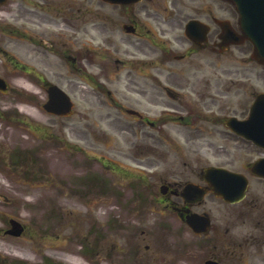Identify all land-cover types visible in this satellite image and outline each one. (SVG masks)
Returning a JSON list of instances; mask_svg holds the SVG:
<instances>
[{
	"label": "rangeland",
	"instance_id": "374dc122",
	"mask_svg": "<svg viewBox=\"0 0 264 264\" xmlns=\"http://www.w3.org/2000/svg\"><path fill=\"white\" fill-rule=\"evenodd\" d=\"M57 1H46L45 8L50 6L51 9L48 17H55L54 7L62 6L58 17L73 19L78 31L70 29L62 34L44 31L40 35L38 31L40 34L35 33L36 25L31 30V20L36 21L39 15L34 16L30 9L37 12L38 5L34 3L44 4L43 0H7L0 4V8L8 9L7 19L0 21V78L9 86L7 91H0V184L8 187V190L0 188V244H3L0 246V258H5L7 264H72L69 259L78 260V264H112L116 262L112 259L118 258V255L112 256L116 254L114 243H120V247L128 252L131 245L135 246L131 243V235L141 237L145 226H155L161 220V215L152 213L147 205L146 212L140 209V204L144 203L139 201V194H124V191L136 190L138 186L131 183V188L128 181L120 182L122 178L117 169L115 172L111 170L112 162L134 177L144 178V192L151 201L159 197L161 179H191L194 169L210 163L207 158L211 162L238 167L241 151L235 148L236 144L229 137L227 154L217 159L211 151L218 141L209 143L207 132L197 134L196 131L190 143L186 141L187 129L175 124L165 126L166 141L157 138L159 136L153 129H147L145 135L139 123H134L127 115L125 108L142 110L151 118L158 117L165 108L173 109L167 104H179L158 88L156 78L176 90L182 91L181 87H184L188 93L195 84L182 83V79L179 81L177 77L181 74L178 72L138 68L136 61L142 55L126 39L128 36L119 31L116 33V45L112 46V13L121 15L122 11L98 0H78L76 4L70 0L65 3ZM63 4H68L69 8ZM91 25L95 27L93 34L80 31ZM50 41L55 52L49 48ZM26 48L31 50L32 56L37 55L41 59L40 63L23 55L20 50ZM171 63L181 68V63ZM236 66L241 68L244 76L253 77L245 80L242 91L244 102L246 98L248 102L249 99L252 101L250 92L253 88L264 90V69L247 62ZM29 69L36 71L29 72ZM215 72L212 69L213 76ZM196 73H199L196 76L199 80L210 76L206 69L203 72L196 70ZM36 74L42 77L43 82L34 78ZM46 81L60 86L71 96L75 105L72 116L59 118L43 108L48 99ZM142 89H146L148 94L142 96ZM214 111L220 112L216 108ZM230 113L231 110L221 111L223 115ZM34 127L45 134L40 136ZM202 127L213 131L210 124H202ZM221 142L223 145L224 141ZM240 143L244 151L241 159L250 161L255 155H247L246 152L254 149H250L247 143ZM95 155L99 159L92 158ZM53 160L65 164L64 173L65 169L73 171L71 180L65 179L64 173L62 178L58 170L50 167ZM108 161L110 166L105 167L103 164ZM88 176L91 178L87 181ZM138 181L141 182L140 179ZM85 187L93 192L83 199L80 191ZM48 192L53 197L55 195V201L47 198L49 204L43 207L41 205ZM92 204L95 205V218L100 221L102 234H98V227L89 236L74 233V228L65 230L79 219L78 226L86 231L83 220H89L88 226L91 219L94 220L88 215ZM112 208L116 212L108 213ZM156 208L159 212L160 206ZM47 212L52 219L49 220ZM68 213L71 214L68 216ZM12 216L21 218L25 231L20 237L6 233L12 228L9 223ZM168 216L175 221L174 216ZM102 221L107 226H103ZM117 224L124 226L127 233L120 226L112 231V225ZM175 225L176 228L181 226L180 230L176 229L171 236L179 242L178 235L184 233L189 240L186 228L177 220ZM56 236L59 241L53 239ZM152 237L146 234L142 242L148 244ZM90 244L93 253L88 251ZM69 249L74 255L69 253ZM183 253V256H190L193 263L191 253ZM192 256L205 255L198 253Z\"/></svg>",
	"mask_w": 264,
	"mask_h": 264
},
{
	"label": "flooded vegetation",
	"instance_id": "af4514ba",
	"mask_svg": "<svg viewBox=\"0 0 264 264\" xmlns=\"http://www.w3.org/2000/svg\"><path fill=\"white\" fill-rule=\"evenodd\" d=\"M136 6L141 7L135 12L133 8ZM124 10L128 12L122 18L127 23L122 21L121 26L127 24L135 28V33L129 36L145 41L142 49L150 45L151 52L155 55L152 59L163 63L160 68H165L164 61H171L173 58L192 64L191 58L200 53L210 54L205 62L212 67L209 58L216 52L227 58L223 72L240 76L243 71L237 69L235 72L227 67L229 54H237L232 60L236 59L243 65L244 53L253 52L254 49L241 29L237 10L226 0H143L125 7ZM142 12L146 22L140 17ZM191 20H198L207 26L209 32L205 43L198 44L186 37L185 27ZM116 21L117 15L114 14L112 24L115 27ZM222 21H230L235 31L233 36L220 39ZM181 30L183 34H175ZM170 33L175 36L176 45L161 38ZM178 73L187 75L188 72L181 70ZM236 79L240 80L238 77ZM142 93L146 95L147 91L144 90ZM204 104L209 105L207 101H204ZM248 179L247 196L242 203L230 205L209 192L207 197L211 198L210 203L193 207L185 205L179 195L185 182H165L169 186V191L163 200L169 201L168 206L173 208L178 216L190 210L211 219V225L205 234L199 235L193 231L190 233L193 249L204 248L207 252L208 256L202 259L201 264L208 261L217 264H264V179L250 175ZM194 183L206 187L204 174L197 173ZM171 192H175L174 200L171 198Z\"/></svg>",
	"mask_w": 264,
	"mask_h": 264
},
{
	"label": "water",
	"instance_id": "95a60500",
	"mask_svg": "<svg viewBox=\"0 0 264 264\" xmlns=\"http://www.w3.org/2000/svg\"><path fill=\"white\" fill-rule=\"evenodd\" d=\"M106 1L112 2L115 0ZM256 58L264 63V51L257 52ZM49 93L50 101L45 106V108L54 113L68 114L71 110V103L69 98L56 87H52L49 90ZM228 125L238 134L244 135L245 137L252 139L264 146V95L257 99V102L254 104L251 116L248 120L240 122L236 121L235 119H231L228 122ZM252 170L258 174L264 175V160L256 163L253 166ZM235 176L236 175H234V177ZM217 192L222 194L225 199L233 201L235 197L240 194L241 191L237 192L234 196L226 195L222 193L220 189H218ZM189 222L191 223V221Z\"/></svg>",
	"mask_w": 264,
	"mask_h": 264
},
{
	"label": "bare ground",
	"instance_id": "6f19581e",
	"mask_svg": "<svg viewBox=\"0 0 264 264\" xmlns=\"http://www.w3.org/2000/svg\"><path fill=\"white\" fill-rule=\"evenodd\" d=\"M7 12H8V9H6L5 7H2V8H0V19L1 20H6V18L8 17L7 16ZM92 29V28H91ZM21 52H23V55L25 56V55H27L28 56V58H30V59H32V61L33 62H40L41 61V59H38V58H36L35 56H31L30 55V49L29 48H26V49H23V50H20ZM63 166H65V164L64 163H61V162H59V161H57V160H53L51 163H50V167L51 168H53V169H55V170H58L59 172H60V176L63 178V173H64V167ZM68 174H70V175H68ZM64 176H65V179H69V180H71L72 179V177H73V171H67L66 169H65V173H64ZM0 188L1 189H5V190H8V187H7V185H5V184H0ZM54 197H55V195H54ZM53 197V195H52V193L51 192H48L47 193V196H46V198H45V200H44V202L42 203V205L41 206H43V207H47L48 206V204H49V200L47 199V198H49V199H51V201H55V198ZM28 203H32V202H28ZM47 205V206H46ZM2 212V211H1ZM21 217L22 218H25V216L24 215H21ZM19 219H21V218H19ZM0 246H2L3 247V244H0ZM7 248V251H11V249L10 248H8V247H6ZM16 253H17V255H20V253L18 252V251H16ZM14 254V253H13ZM25 254V253H24ZM24 254H22V255H24ZM21 256V255H20ZM25 256H26V254H25ZM73 262H74V260H72Z\"/></svg>",
	"mask_w": 264,
	"mask_h": 264
}]
</instances>
